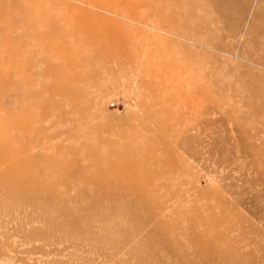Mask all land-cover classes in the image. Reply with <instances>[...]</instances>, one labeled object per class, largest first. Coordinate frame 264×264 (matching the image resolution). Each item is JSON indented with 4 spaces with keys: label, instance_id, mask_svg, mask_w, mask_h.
I'll use <instances>...</instances> for the list:
<instances>
[{
    "label": "rangeland",
    "instance_id": "374dc122",
    "mask_svg": "<svg viewBox=\"0 0 264 264\" xmlns=\"http://www.w3.org/2000/svg\"><path fill=\"white\" fill-rule=\"evenodd\" d=\"M0 264H264V0H0Z\"/></svg>",
    "mask_w": 264,
    "mask_h": 264
},
{
    "label": "bare ground",
    "instance_id": "6f19581e",
    "mask_svg": "<svg viewBox=\"0 0 264 264\" xmlns=\"http://www.w3.org/2000/svg\"><path fill=\"white\" fill-rule=\"evenodd\" d=\"M159 27V28H158ZM158 27H156V30H158L159 32H161V31H168V30H165V28H164V26L161 28L159 25H158ZM170 30V29H169ZM171 33H173V32H171ZM173 35H178V34H173ZM178 37H180V35H178Z\"/></svg>",
    "mask_w": 264,
    "mask_h": 264
}]
</instances>
